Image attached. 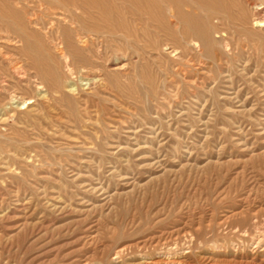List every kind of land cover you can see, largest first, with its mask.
Here are the masks:
<instances>
[{
    "label": "rangeland",
    "instance_id": "obj_1",
    "mask_svg": "<svg viewBox=\"0 0 264 264\" xmlns=\"http://www.w3.org/2000/svg\"><path fill=\"white\" fill-rule=\"evenodd\" d=\"M262 1L194 4L210 41L174 18L97 41L71 75L44 51L3 87L0 61V264H264Z\"/></svg>",
    "mask_w": 264,
    "mask_h": 264
},
{
    "label": "bare ground",
    "instance_id": "obj_2",
    "mask_svg": "<svg viewBox=\"0 0 264 264\" xmlns=\"http://www.w3.org/2000/svg\"><path fill=\"white\" fill-rule=\"evenodd\" d=\"M23 1L16 0L8 5L9 2L0 0L1 43L19 45L17 51L21 57L13 58L0 45V61L8 64V71L1 74L3 87L7 86L3 79L6 77L18 82L26 81L32 74L28 73L29 69L35 76L41 71L52 72L54 67L41 61L44 51L52 52L48 56L52 60L57 57L71 75L82 68L79 63L84 64L94 55L92 49L97 41H107L117 35L123 42H137L141 41L140 36H151L154 29L172 35L169 24L173 18L181 36L193 32L204 41H210L201 27L203 22L193 8L194 4L204 10L223 5L222 0H37L40 5L45 3L47 6H18ZM263 11L264 0L254 5L252 14L253 24L261 28H264ZM126 43L132 47L133 54H139L134 43ZM97 52L99 55L102 53L100 50ZM93 77H85L88 80L86 84L93 82Z\"/></svg>",
    "mask_w": 264,
    "mask_h": 264
}]
</instances>
